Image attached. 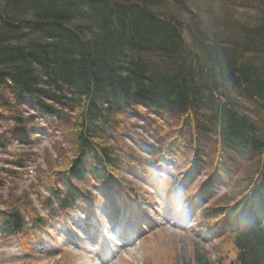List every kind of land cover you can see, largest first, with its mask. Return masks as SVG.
I'll return each mask as SVG.
<instances>
[{
  "label": "trees",
  "instance_id": "trees-1",
  "mask_svg": "<svg viewBox=\"0 0 264 264\" xmlns=\"http://www.w3.org/2000/svg\"><path fill=\"white\" fill-rule=\"evenodd\" d=\"M192 1L0 0V121L15 125L0 148L45 126L69 131L43 199L49 220L104 194L133 198L126 175L158 176L179 158L169 193L201 175L189 208L221 181L231 189L198 211L197 226L232 233L235 258L217 264H264V0H212L224 14L209 17ZM43 221L0 209V238ZM181 264L209 263L196 253Z\"/></svg>",
  "mask_w": 264,
  "mask_h": 264
},
{
  "label": "rangeland",
  "instance_id": "rangeland-1",
  "mask_svg": "<svg viewBox=\"0 0 264 264\" xmlns=\"http://www.w3.org/2000/svg\"><path fill=\"white\" fill-rule=\"evenodd\" d=\"M195 1L202 17L212 16L214 10L218 16L224 14L206 5L212 0ZM235 10L237 17L253 14L252 9ZM45 127L49 130L35 142H19L15 138L0 148V175L4 179L0 209L16 207L26 221L38 215L45 223L41 228L28 229L24 235L0 238V264H181L191 261L196 253L204 254L209 264L229 263L235 258L232 233L223 230V225L212 232L208 226H197L198 211L208 199L229 197L231 189L221 181L222 185H216L213 195L196 211L189 208L185 201L201 175L193 178L190 185H177L169 193L174 177L186 167L179 158L158 167V176L126 175L137 191L133 198L113 195L108 200L104 194L93 207L83 204L82 212L58 210V218L47 219L43 199L58 184L52 171L58 165L62 167L60 153L67 147L69 131L63 134ZM12 128L15 125L7 118L0 121L3 134ZM135 130L137 137L149 136L144 129ZM140 153L144 159L150 157ZM84 186L92 187L89 183Z\"/></svg>",
  "mask_w": 264,
  "mask_h": 264
},
{
  "label": "bare ground",
  "instance_id": "bare-ground-1",
  "mask_svg": "<svg viewBox=\"0 0 264 264\" xmlns=\"http://www.w3.org/2000/svg\"><path fill=\"white\" fill-rule=\"evenodd\" d=\"M192 4H194V5L196 6L197 3H196V1L194 0V1H192ZM248 17H249V16H247L246 18L248 19ZM247 21H248V20H247ZM19 142H22V141H19ZM222 224H223V223H222ZM223 225H226V224H223ZM200 228H201V227H200Z\"/></svg>",
  "mask_w": 264,
  "mask_h": 264
}]
</instances>
